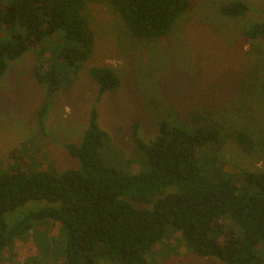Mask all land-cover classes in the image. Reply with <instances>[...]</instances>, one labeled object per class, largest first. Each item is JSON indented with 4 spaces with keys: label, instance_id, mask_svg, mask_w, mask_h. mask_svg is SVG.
Listing matches in <instances>:
<instances>
[{
    "label": "trees",
    "instance_id": "1",
    "mask_svg": "<svg viewBox=\"0 0 264 264\" xmlns=\"http://www.w3.org/2000/svg\"><path fill=\"white\" fill-rule=\"evenodd\" d=\"M89 1L9 2L0 15V29L10 34L9 40H0V77L11 61L29 49L39 54L41 42L59 29L63 46L57 57L77 74L94 44V34L83 14ZM103 2L121 16L132 35L143 38L164 36L190 5V0ZM249 9L241 0L220 6L227 17L241 16ZM242 34L249 41L264 39V18L249 24ZM33 72L37 81L47 85L37 114L39 131L45 134L47 99L62 88L63 80L54 68L42 72L36 67ZM88 72L98 85L99 96L119 85L112 67L92 66ZM196 113L178 126L160 120L151 140L138 135L135 123L134 156L127 157L126 164L138 162L137 172L104 162L102 149H111L112 143L99 126L95 109L90 110L80 142L64 144L68 154L78 160L79 168L59 174L53 169L26 173L20 170L23 154L11 151L13 160L19 161L9 172H0V259L15 239L35 226L57 223L65 229V264H97L99 259L147 264V252L162 238L167 226L180 232L197 255L212 256L224 264H262L256 248L264 243V168L233 167L228 172L217 165L214 155L206 158L200 150L219 145L224 136L210 112ZM227 136L244 152L253 150V139L245 129ZM40 199L51 205L26 211L11 224L5 219L7 212Z\"/></svg>",
    "mask_w": 264,
    "mask_h": 264
},
{
    "label": "rangeland",
    "instance_id": "2",
    "mask_svg": "<svg viewBox=\"0 0 264 264\" xmlns=\"http://www.w3.org/2000/svg\"><path fill=\"white\" fill-rule=\"evenodd\" d=\"M11 1L0 0V15ZM103 1L91 0L83 9L94 44L77 74L57 57L63 46L59 29L41 42L46 52L29 49L11 61L0 77V172L16 167L19 160H13L11 151L23 154L20 170L26 173L53 169L59 174L79 168L64 144L80 142L91 109L111 138L112 148L104 147L102 158L119 168L131 172L140 168L138 162L126 164L127 157L134 156L135 123L138 135L151 140L160 120L182 125L194 111L198 115L210 112L224 136L219 145L200 150L206 158L214 155L217 165L228 172L233 167L264 168V39L249 41L242 34L249 24L263 20L264 0H241L250 9L238 17L220 11L222 4L232 0H190L160 38L132 35L121 16ZM9 38L8 31L0 29V40ZM92 66L112 67L119 85L99 96L98 85L88 72ZM36 67L42 72L54 68L63 80L62 88L47 99L45 134L39 131L37 114L47 85L35 78ZM241 129L253 139L250 152L227 136ZM50 205L44 199L29 200L7 212L5 219L11 224L26 211ZM64 247V227L41 224L15 239L0 264H65ZM256 254L264 264V243L257 246ZM146 259L147 264H224L192 252L180 232L169 226ZM97 264L115 263L99 259Z\"/></svg>",
    "mask_w": 264,
    "mask_h": 264
}]
</instances>
